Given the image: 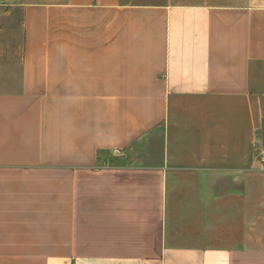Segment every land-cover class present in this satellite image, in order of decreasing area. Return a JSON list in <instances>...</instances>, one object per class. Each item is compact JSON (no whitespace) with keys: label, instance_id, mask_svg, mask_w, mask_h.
Listing matches in <instances>:
<instances>
[{"label":"crops","instance_id":"0c3cea01","mask_svg":"<svg viewBox=\"0 0 264 264\" xmlns=\"http://www.w3.org/2000/svg\"><path fill=\"white\" fill-rule=\"evenodd\" d=\"M18 7L0 264H264V0Z\"/></svg>","mask_w":264,"mask_h":264},{"label":"rangeland","instance_id":"374dc122","mask_svg":"<svg viewBox=\"0 0 264 264\" xmlns=\"http://www.w3.org/2000/svg\"><path fill=\"white\" fill-rule=\"evenodd\" d=\"M46 0H0V81L3 72L16 77L22 53V26L19 4L43 2ZM259 140L255 144V154L260 160L261 169L253 175V206L255 226L261 225L262 203L264 201V125Z\"/></svg>","mask_w":264,"mask_h":264}]
</instances>
